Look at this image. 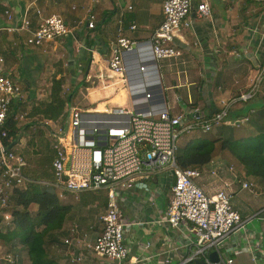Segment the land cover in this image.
Instances as JSON below:
<instances>
[{"label": "crops", "instance_id": "1", "mask_svg": "<svg viewBox=\"0 0 264 264\" xmlns=\"http://www.w3.org/2000/svg\"><path fill=\"white\" fill-rule=\"evenodd\" d=\"M164 1L0 0V55L5 59L0 65V72L11 76L26 94L24 103L14 104L12 107L17 127L21 128L22 122L27 119L25 103L36 102L32 106L34 107L38 104L37 101L45 100L40 87L50 74L52 56L59 58L66 55L67 71L77 76L73 79L74 82L71 81L74 90L70 96L74 92L82 94L84 91L87 97L98 94L104 96L111 87L120 84L122 88L109 96L115 97L110 101L121 103L116 97H122L123 100L126 96L130 97V109L127 110L132 111L131 90L120 79L108 84L104 80L105 75L111 78L108 62L120 35L137 42L151 39L163 21ZM208 2L210 16L199 18L194 10L190 19L191 27L180 30L176 35L175 44L182 56L158 63L164 98L174 115H194L198 111L200 114L197 113L196 117L210 116L218 109L220 99L236 97L247 89L256 70L255 63L264 57V0ZM197 3L195 0L194 9ZM7 9L12 13L13 24L28 16L32 21V29H35L43 17L58 15L63 18L71 32L55 43L40 48L26 47L24 44L27 34H12L5 30L11 24L5 15ZM37 11H42L41 17L37 15ZM89 11H93L96 16L95 29L88 27ZM132 25H136L135 30L131 29ZM63 76H67L66 71ZM78 78L81 82L77 84ZM96 81L100 86L93 87ZM68 82L67 80L64 85ZM169 90L175 92V102L171 103L166 99V92ZM101 103L106 105L105 101L98 102ZM106 110L108 111L107 108ZM239 117H247L249 122L238 128L244 127V130L237 134V138H248L249 133L256 136L264 132V82L258 96L248 103L234 105L229 119L213 129L212 134L223 137V128H236L231 126V121ZM26 123L30 125V129L36 130L39 128H36L37 125L47 126L50 121L28 118ZM26 128H21L19 139L11 145V149L19 155H23L19 151L27 149L26 135L31 130H25ZM196 135L197 133L182 137L181 144ZM231 167L235 169L240 184L249 182L254 185L253 190H244L241 185L236 184L232 197L234 208L245 217V229L241 235L249 238L252 236L254 241L261 240L262 246L255 252L257 260L245 250L240 256L234 255V250L241 249L239 236L236 235L228 240L227 251L233 254L236 264H264V191L260 190L259 185L263 183L264 186V182L258 183L257 179L248 178L234 157L217 146L214 158L204 166L205 173L198 183L207 193H214L220 182L210 175V170L218 168L225 178L233 179L229 172ZM136 183L126 192H122L120 200L124 216L126 215L127 222L131 224L125 239L129 249L127 262L163 264L167 257L174 262L180 261L191 252L187 244L192 235L185 227L173 229L166 222L174 184L172 173L158 171L146 180L138 178ZM100 192H104L105 196H96ZM61 202L70 206L71 211L62 230L53 236L54 242L50 240L51 243L47 246L51 256L59 264H110L108 259L88 251L83 244V240L94 243L101 234L100 218L106 209L107 192L69 195ZM89 207L97 208V212L91 214ZM73 229H76V234H73ZM66 240L71 241L70 246L65 243ZM76 257H82V263L76 262Z\"/></svg>", "mask_w": 264, "mask_h": 264}, {"label": "built area", "instance_id": "2", "mask_svg": "<svg viewBox=\"0 0 264 264\" xmlns=\"http://www.w3.org/2000/svg\"><path fill=\"white\" fill-rule=\"evenodd\" d=\"M194 1L165 0L163 21L149 41L118 37L108 65L111 77H120V82L131 90L132 111L91 113L68 104L64 115L47 125L54 138L52 180L45 184L55 189L60 201L69 195L107 192L106 209L100 218L101 234L94 243L83 240V244L88 251L108 259L110 264H129L125 239L131 224L122 210V192L136 185L138 178L146 180L158 171H169L174 178L166 222L173 229L185 227L192 235L187 244L191 252L178 262L167 257L163 264H195L198 261L236 264L233 254L227 251L228 240L236 235L241 249L234 250L235 255L245 250L257 260L255 252L262 246L261 240L254 241L251 235V238L241 235L245 223L232 204L236 184L244 190H253V183L240 184L233 167L229 169L233 179L225 178L215 168L210 170V175L220 182V186L214 193H207L198 183L205 173L204 167L180 168L176 158L182 136L197 131L210 133L229 119L234 105L248 103L258 96L264 82V57L255 63L256 70L247 89L236 97L220 99L218 109L208 117H196L197 113L200 114L198 111L194 115H174L165 98L162 100L154 94L155 76L149 61L154 59L158 64L180 58L182 52L175 44L177 33L191 27L194 10L199 18L211 14L208 0H197L196 9ZM5 15L11 23L5 30L12 34H27L26 47L40 48L65 38L71 32L58 15L43 17L35 29H32L28 16L13 24L10 9ZM37 15L41 17L42 11H37ZM96 22L95 14L89 11L88 27L94 29ZM131 29L135 30L136 25ZM4 61L0 55V65ZM25 100L26 94L21 86L11 76L0 72V217L6 225L11 220L10 203L14 190L25 189L33 183L24 174L25 157L8 146L12 139L8 138L7 122L11 116L16 120L12 107ZM247 122L249 118L239 117L231 121V126L239 128ZM72 232L76 234V229ZM65 243L71 245L70 240ZM212 253L217 254V262L211 261ZM13 258L8 254L3 259L14 263ZM75 261L82 263V257H76Z\"/></svg>", "mask_w": 264, "mask_h": 264}, {"label": "trees", "instance_id": "3", "mask_svg": "<svg viewBox=\"0 0 264 264\" xmlns=\"http://www.w3.org/2000/svg\"><path fill=\"white\" fill-rule=\"evenodd\" d=\"M63 85L62 77L55 78L50 100L34 106L32 115H38L48 121H58L64 115L71 98L70 95H62ZM116 100L121 103L124 101L122 97H117ZM99 105L107 111L105 104ZM7 127L10 131L8 138L12 139L8 146L11 147L13 142L19 139L21 129L17 127L12 116L8 119ZM195 133L196 136L189 137L183 144H179L176 160L180 168L208 165L219 146L222 151H227L234 157L248 178L264 182V132L232 142L223 137H211L212 131ZM51 160L50 157V163ZM11 198L17 209L11 212L9 225L0 217V242L10 249H14L16 245L23 249L29 264H59L51 256L47 246L53 241V236L62 230L71 207L63 204L54 191L40 190L39 184L35 182L28 184L25 189H15ZM32 206L36 207L35 211H31ZM21 254L22 252H17L14 258L18 259Z\"/></svg>", "mask_w": 264, "mask_h": 264}, {"label": "rangeland", "instance_id": "4", "mask_svg": "<svg viewBox=\"0 0 264 264\" xmlns=\"http://www.w3.org/2000/svg\"><path fill=\"white\" fill-rule=\"evenodd\" d=\"M77 53H78V51H77ZM63 56L64 57L59 56V58L58 57L53 58V56H52V58H51L52 59L51 60L52 68H51L50 74L47 75V79H46L45 83H42L41 87H40V89L42 90L41 92L44 94L43 97H45L43 99H45V100L44 101L41 100L40 102L37 101V103L47 102L50 100L51 88H52V84H53V81L55 78L59 79L62 77L65 84H66L67 80L69 81L67 83V85H63L62 95L67 96V92L69 90H70V93L74 90L73 89L74 86L71 85V81L74 79V77H75V79L77 77H76V74H74V73L70 74L67 71L66 55H63ZM65 71L67 73V76H63ZM81 77L83 79V77H84L83 74ZM117 79L121 80L120 77H115V76L108 78L107 75H105V77H104V80L106 81L107 84L112 83V82L115 83V81ZM73 82H74V80H73ZM80 82H81V80H79V78H78L77 84ZM96 83H97V81L93 84V87H96L98 84H100V83H97V84ZM98 86H100V85H98ZM120 88H122V85H120V84L113 86L110 88L109 91H107L104 94V96H102L101 94H98V95H94L92 97H87L86 96L87 93L85 91L82 94H78L77 92H74V95L70 96L71 98L69 99V104L78 105L81 109H84V110H89L90 108L97 106V108L94 111L91 110V113H93V112L101 113V112L105 111L101 105L98 106V102H100V101L106 102L105 106L109 111L130 109V97L126 96L123 103H119V102H116L113 100L110 101L111 98H115V97H109V96H113V94H115ZM176 92L178 93L179 91H176ZM174 93L175 92L173 90H169L166 92V95H167L166 99L168 101H170L171 103L175 102L176 98H177V97H174ZM77 94L79 96H77ZM35 103L36 102H33V103L29 102V103L24 104L26 107L25 111L27 113V119L28 118H31V119L38 118L42 121H45L42 117H40L38 115H36V116L32 115L33 108H34L32 106ZM184 104L186 105L185 102H184ZM26 120L22 122L23 123L22 127H27L25 130H28V131L31 130V132L26 135L27 136V140H26L27 149L24 151H21V152L19 151V153L23 154V156L26 159V167L24 168V174L28 179L32 180V182L39 184L40 190L44 191V190L48 189V190L55 192V189L53 187L45 184L46 182H49L52 180L51 167H52V160H53V138L54 137H53L51 131L49 130V128L47 126H45L44 124L37 125L36 128L37 127H39V128L34 130V129H30V125L28 123H26ZM243 130H244V127L242 129H238V128L232 129L230 127H224L223 128V138H225L226 140L231 141V142L239 140L240 138H237V136H239L237 134H240V132ZM249 134H250L249 137L254 136L251 133H249ZM214 135H216V133L211 134V137ZM184 136H182V137L185 138ZM187 136H189V135H187ZM180 141H181V139L179 140V144H181ZM50 157L52 158L51 163L49 161ZM206 170H209V168H207ZM257 180H259V179H257ZM259 182H261V180H259L258 183ZM262 184L263 183H259V185H261L260 190L264 191V186H262ZM96 196L103 197V196H105V193L100 192ZM14 209H17V208H16L14 201L11 198L10 212H12ZM89 209H90V213L93 215L97 212V208H95V207H89ZM35 210H36V207L32 206L31 211H35ZM0 215H1V212H0ZM253 216H255V215H253ZM242 219L245 220V217H242ZM17 252H22V254L20 257H18V259L13 258L15 260L14 263H16V264H29L26 252L23 249H21L17 245L14 247V249H10V247H7L3 243L0 242V257H1L0 264H14V263L8 262L7 260H5L3 258H5L8 254L12 255L14 257ZM242 254L246 255V253H242Z\"/></svg>", "mask_w": 264, "mask_h": 264}, {"label": "water", "instance_id": "5", "mask_svg": "<svg viewBox=\"0 0 264 264\" xmlns=\"http://www.w3.org/2000/svg\"><path fill=\"white\" fill-rule=\"evenodd\" d=\"M149 66L151 67L150 70L153 71V74L155 76V81L153 83V90H154V94L158 97H160L162 100H164V92H163V86L161 83V78H160V74H159V70H158V64L154 59H151L149 61ZM130 70V68H129ZM130 74V73H129ZM133 75L131 74V79ZM210 259L212 262H217L218 261V256L216 253H212L210 255ZM195 264H205L202 261H198Z\"/></svg>", "mask_w": 264, "mask_h": 264}, {"label": "bare ground", "instance_id": "6", "mask_svg": "<svg viewBox=\"0 0 264 264\" xmlns=\"http://www.w3.org/2000/svg\"><path fill=\"white\" fill-rule=\"evenodd\" d=\"M107 111H103V112H101V113H106ZM93 113H96V112H93Z\"/></svg>", "mask_w": 264, "mask_h": 264}]
</instances>
